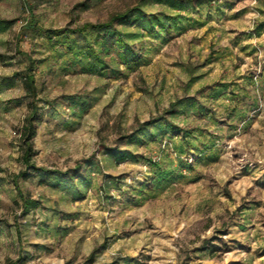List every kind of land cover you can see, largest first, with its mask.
<instances>
[{
	"label": "rangeland",
	"instance_id": "374dc122",
	"mask_svg": "<svg viewBox=\"0 0 264 264\" xmlns=\"http://www.w3.org/2000/svg\"><path fill=\"white\" fill-rule=\"evenodd\" d=\"M127 9L137 16L108 32L83 27ZM29 57L33 162L80 168L72 180L19 178L40 200L23 216L11 177L23 168ZM9 260L264 264V0H0Z\"/></svg>",
	"mask_w": 264,
	"mask_h": 264
},
{
	"label": "trees",
	"instance_id": "16d2710c",
	"mask_svg": "<svg viewBox=\"0 0 264 264\" xmlns=\"http://www.w3.org/2000/svg\"><path fill=\"white\" fill-rule=\"evenodd\" d=\"M137 12L134 11V9H127L121 13H118L116 15H113L110 17V19L106 22L103 23H96V24H86L83 27H91L93 29L98 30L99 32H108L111 29V26L113 23L117 20H125L129 19L130 17H136ZM159 21V20H158ZM163 24H167L168 20L162 21ZM77 31H81L80 29ZM117 36V40L119 42H123L122 37ZM121 46L123 49L128 52V47L126 44L121 43ZM23 84L24 88L26 91V97L30 98V102L28 105V113L24 118L23 125L21 127V137L23 141V147H22V155L20 157L21 163L23 165V168L15 175H12V183L15 186V189L17 190V193L19 195V200H20V208L22 211V215L25 216L27 215L30 211L37 209L40 206V200L31 198L30 196L26 195L23 193V191L20 189L19 186V178L25 180L29 177L30 172H37L45 175H59L64 178H70L71 180L74 179V177L77 175L79 171V166L72 170L68 171H60V170H50L46 169L44 167L37 166L33 162V156H34V151H33V143L32 140L36 134V117L37 113L39 111V107L36 102L37 98V88L35 84V76L33 73V61L29 57V63L25 68V72L23 75ZM153 122H144L141 124V128H148ZM94 260V253H91V255L88 257L86 262H93ZM7 264H16L15 261L9 260Z\"/></svg>",
	"mask_w": 264,
	"mask_h": 264
}]
</instances>
